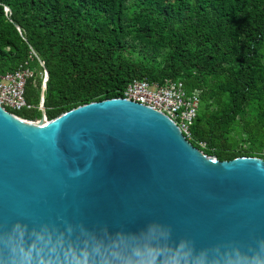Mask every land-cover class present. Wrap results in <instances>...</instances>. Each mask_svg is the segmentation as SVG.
<instances>
[{"label":"water","instance_id":"1","mask_svg":"<svg viewBox=\"0 0 264 264\" xmlns=\"http://www.w3.org/2000/svg\"><path fill=\"white\" fill-rule=\"evenodd\" d=\"M39 107L34 121L0 105V264L38 234L55 264L69 248L118 264L152 236L204 264L264 257L263 159L207 156L166 115L122 98L50 120L43 93Z\"/></svg>","mask_w":264,"mask_h":264},{"label":"trees","instance_id":"2","mask_svg":"<svg viewBox=\"0 0 264 264\" xmlns=\"http://www.w3.org/2000/svg\"><path fill=\"white\" fill-rule=\"evenodd\" d=\"M22 67L20 119L42 116L43 70L48 120L133 79H178L199 94L193 146L264 160V0H0V76Z\"/></svg>","mask_w":264,"mask_h":264},{"label":"built area","instance_id":"3","mask_svg":"<svg viewBox=\"0 0 264 264\" xmlns=\"http://www.w3.org/2000/svg\"><path fill=\"white\" fill-rule=\"evenodd\" d=\"M32 76L33 71L23 67L0 76V105L9 113L30 107L24 98V87L27 79ZM40 77L41 95L45 90L47 73L43 70ZM117 98L133 101L163 113L174 122L189 142L193 139L191 128L199 108V94L196 90L187 91L181 80L165 79L158 83L133 79L126 84ZM199 144L205 147V143Z\"/></svg>","mask_w":264,"mask_h":264},{"label":"clouds","instance_id":"4","mask_svg":"<svg viewBox=\"0 0 264 264\" xmlns=\"http://www.w3.org/2000/svg\"><path fill=\"white\" fill-rule=\"evenodd\" d=\"M49 240L50 237L45 239L43 234H38L35 240L25 245L21 235L20 243L13 247V252H18V256H13L11 264H55L51 255L48 257L43 255ZM34 251L38 259H34ZM55 251L56 246L52 245L50 252ZM60 264H89L88 253L85 251L78 255L74 249L69 248L65 250ZM106 264H112V262L106 261ZM118 264H204V262L199 257L194 260L186 251L183 242L172 245L167 236H152L142 247L135 248L131 255L120 259ZM225 264H264V257L230 258Z\"/></svg>","mask_w":264,"mask_h":264},{"label":"rangeland","instance_id":"5","mask_svg":"<svg viewBox=\"0 0 264 264\" xmlns=\"http://www.w3.org/2000/svg\"><path fill=\"white\" fill-rule=\"evenodd\" d=\"M130 51V50H129ZM132 52L130 51V54H131ZM39 109H40V107H39ZM35 121V120H34Z\"/></svg>","mask_w":264,"mask_h":264}]
</instances>
